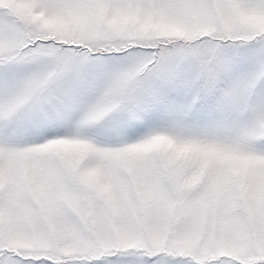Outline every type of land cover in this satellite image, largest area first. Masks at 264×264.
Here are the masks:
<instances>
[{"label":"snow or ice","instance_id":"1","mask_svg":"<svg viewBox=\"0 0 264 264\" xmlns=\"http://www.w3.org/2000/svg\"><path fill=\"white\" fill-rule=\"evenodd\" d=\"M0 264H264V0H0Z\"/></svg>","mask_w":264,"mask_h":264}]
</instances>
